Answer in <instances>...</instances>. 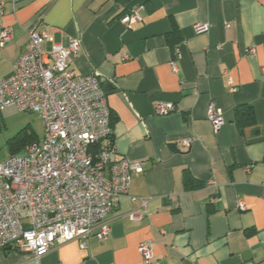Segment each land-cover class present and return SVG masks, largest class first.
<instances>
[{
  "label": "crops",
  "instance_id": "crops-1",
  "mask_svg": "<svg viewBox=\"0 0 264 264\" xmlns=\"http://www.w3.org/2000/svg\"><path fill=\"white\" fill-rule=\"evenodd\" d=\"M0 2V25L12 32L0 44V79L32 27L57 43L79 38L70 67L100 77L118 158L144 163L130 192L148 203L132 219L143 208L121 196L104 240L93 234L86 247L73 240L38 260L9 247L0 264H146L138 248L147 240L154 242L148 264H264V0ZM137 6L142 19L124 22ZM196 24L209 31L196 33ZM168 101L176 109L157 114L156 104ZM211 104L225 118L218 130ZM244 104L254 121L241 132L234 111Z\"/></svg>",
  "mask_w": 264,
  "mask_h": 264
},
{
  "label": "built area",
  "instance_id": "built-area-1",
  "mask_svg": "<svg viewBox=\"0 0 264 264\" xmlns=\"http://www.w3.org/2000/svg\"><path fill=\"white\" fill-rule=\"evenodd\" d=\"M10 1L17 4L19 0ZM141 9L137 6L121 19L130 25L139 22ZM194 29L205 33L209 25L196 24ZM28 36L11 74L0 79V110L14 106L37 114L44 133L22 153H9L0 162V250L11 247L38 260L73 240L86 247L93 234L106 239L111 232L107 216L121 196L143 208L132 212V219H141L148 203L130 192L132 176L143 172L144 163L118 158L100 77L78 75L70 67L79 55L81 40L57 43L37 27L29 29ZM11 39V30L0 25V44ZM47 40L52 42L49 52ZM175 109L168 101L158 102L155 111L166 115ZM208 118L216 130L225 124L214 104ZM191 143L185 139L181 145ZM239 208H246L242 201ZM153 246L152 240L139 245L146 264L153 258Z\"/></svg>",
  "mask_w": 264,
  "mask_h": 264
},
{
  "label": "rangeland",
  "instance_id": "rangeland-1",
  "mask_svg": "<svg viewBox=\"0 0 264 264\" xmlns=\"http://www.w3.org/2000/svg\"><path fill=\"white\" fill-rule=\"evenodd\" d=\"M25 128L28 132H35L39 139L43 136V124L37 114L14 106L0 110V162L9 155L8 142Z\"/></svg>",
  "mask_w": 264,
  "mask_h": 264
},
{
  "label": "trees",
  "instance_id": "trees-1",
  "mask_svg": "<svg viewBox=\"0 0 264 264\" xmlns=\"http://www.w3.org/2000/svg\"><path fill=\"white\" fill-rule=\"evenodd\" d=\"M124 13L121 15V17ZM234 121L241 132L244 131L251 121H254V108L250 104H244L235 108ZM20 132L14 139L8 142V149L10 154H20L25 150V147L35 141L39 140V136L35 132H28V129ZM189 181H193L189 177Z\"/></svg>",
  "mask_w": 264,
  "mask_h": 264
}]
</instances>
